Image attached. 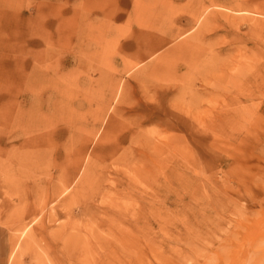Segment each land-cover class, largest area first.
I'll list each match as a JSON object with an SVG mask.
<instances>
[{
    "label": "rangeland",
    "instance_id": "obj_1",
    "mask_svg": "<svg viewBox=\"0 0 264 264\" xmlns=\"http://www.w3.org/2000/svg\"><path fill=\"white\" fill-rule=\"evenodd\" d=\"M0 264H264V0H0Z\"/></svg>",
    "mask_w": 264,
    "mask_h": 264
},
{
    "label": "bare ground",
    "instance_id": "obj_2",
    "mask_svg": "<svg viewBox=\"0 0 264 264\" xmlns=\"http://www.w3.org/2000/svg\"><path fill=\"white\" fill-rule=\"evenodd\" d=\"M175 34H173L172 36H174ZM165 41H167V40H165ZM165 43V42H164Z\"/></svg>",
    "mask_w": 264,
    "mask_h": 264
}]
</instances>
